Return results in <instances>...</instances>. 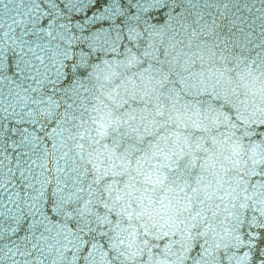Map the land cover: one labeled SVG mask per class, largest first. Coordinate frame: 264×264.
I'll use <instances>...</instances> for the list:
<instances>
[{"label":"snow or ice","instance_id":"1","mask_svg":"<svg viewBox=\"0 0 264 264\" xmlns=\"http://www.w3.org/2000/svg\"><path fill=\"white\" fill-rule=\"evenodd\" d=\"M0 264H264V0H0Z\"/></svg>","mask_w":264,"mask_h":264}]
</instances>
